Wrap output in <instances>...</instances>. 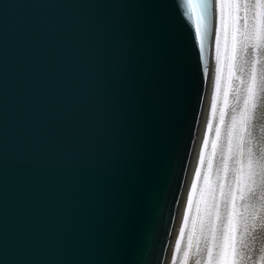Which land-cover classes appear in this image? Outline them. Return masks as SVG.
Segmentation results:
<instances>
[{
	"label": "water",
	"instance_id": "obj_1",
	"mask_svg": "<svg viewBox=\"0 0 264 264\" xmlns=\"http://www.w3.org/2000/svg\"><path fill=\"white\" fill-rule=\"evenodd\" d=\"M185 12L0 0V264L155 263L206 82Z\"/></svg>",
	"mask_w": 264,
	"mask_h": 264
},
{
	"label": "snow or ice",
	"instance_id": "obj_2",
	"mask_svg": "<svg viewBox=\"0 0 264 264\" xmlns=\"http://www.w3.org/2000/svg\"><path fill=\"white\" fill-rule=\"evenodd\" d=\"M184 7L194 28L202 76L214 91L211 117L216 114L217 94L222 90V57L227 70V83L222 90L227 111L224 107L219 109L207 161L208 172L203 176L205 185H209L213 158L219 149L223 154L224 182L207 188L212 193L209 205L206 190L198 187L201 172L197 167L183 217L186 224L187 213L199 192L197 219L193 220V229L188 234L187 249H192L198 221L200 236L195 238V245L200 260L196 264H237L238 256L243 261H251L254 249L246 242L238 249L237 235L251 236L260 210H264V0H184ZM213 62L214 75L209 67ZM230 95L234 96L235 103H229ZM258 111L262 121L259 132ZM211 117L206 124L199 165H204L209 134L213 133ZM221 125L226 128V138L222 136ZM217 191L223 201L217 198ZM201 204L204 205L203 213ZM183 231L182 228L181 237ZM179 247L180 240H177V250ZM188 250L184 252L185 257L189 255Z\"/></svg>",
	"mask_w": 264,
	"mask_h": 264
},
{
	"label": "bare ground",
	"instance_id": "obj_3",
	"mask_svg": "<svg viewBox=\"0 0 264 264\" xmlns=\"http://www.w3.org/2000/svg\"><path fill=\"white\" fill-rule=\"evenodd\" d=\"M222 51H223V40H222ZM210 72L214 75L215 63L210 64ZM227 83V70L223 65L222 57V76H221V89ZM217 94V111L214 117H211V99L214 95L213 88L208 84L207 78L205 82V90L203 91L201 100V113L199 112V117L196 121V128L191 136L190 146L187 148L186 161L184 165V170L182 172V180L180 186H178V191L176 192L174 199L171 203V208L169 212V217L167 220V225L165 228L164 235L159 245V253L154 264H196V261L200 260V255L196 251L195 238L200 236L199 232V223L197 221L196 231L193 239V246L191 250L187 249L188 243V234L193 229V220L197 219V204L196 201H199L200 196L199 192L194 197V202L191 207V211L188 212L189 219L187 223H184L183 217L187 211V196L190 190V185L194 178L195 171L197 167H200L201 177L198 182V187L200 189H205V196L208 200L209 205L212 202V193L207 191V188L216 187L219 182H224V173L221 166V157L222 153L217 149L216 156L213 158V167L210 176L209 185H205L203 176L208 172L207 161L211 155V140L214 137L215 124L219 120V109L224 107L227 111V106L223 103V91ZM205 99H202V98ZM229 103H235L234 96H229ZM210 117L213 119V133L209 134V147L205 150V162L204 165L198 164L199 153L201 151V145L205 136L206 124ZM225 119H228L226 115ZM260 113H257V132H259L260 124ZM222 136L226 138V128L224 125H221ZM231 165V161H229ZM231 173H229V176ZM227 191V187H225ZM259 194V192H258ZM216 196L219 200L223 201V197L219 195L217 191ZM223 207V204H221ZM201 212L203 213L204 205H200ZM257 209L260 210V203L257 202ZM184 229L183 236L181 237V229ZM180 240L179 250L176 248V242ZM237 247L238 249L242 246V243L246 242L251 245L254 249L253 259L251 261H243L238 256L237 264H264V210H260V214L255 222V229L251 236L244 234L243 236L237 235ZM201 243L203 241L201 240ZM188 250V257L184 256V252Z\"/></svg>",
	"mask_w": 264,
	"mask_h": 264
}]
</instances>
